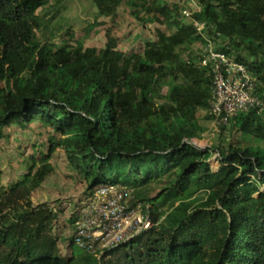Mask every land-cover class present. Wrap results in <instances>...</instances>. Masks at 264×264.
<instances>
[{"label":"trees","instance_id":"16d2710c","mask_svg":"<svg viewBox=\"0 0 264 264\" xmlns=\"http://www.w3.org/2000/svg\"><path fill=\"white\" fill-rule=\"evenodd\" d=\"M51 1L0 0V138L13 121L50 126L62 139L50 138L39 157L37 184L52 172L50 160L61 146L91 191L111 183L134 188L136 199L150 206L154 226L100 260L89 253L67 260L56 239L43 236L45 217L37 213L36 228L24 239L0 230V243L11 246L0 248V264H264V112L230 118L219 126L218 144L205 150L189 142L204 129L198 115L208 109L213 82L197 64L194 47L203 39L183 6L92 0L104 14L126 6L144 25H158L156 39L127 52L39 41L38 11ZM197 1L202 10L195 17L220 33V49L244 63L262 90L264 0ZM213 151L221 159L215 172ZM163 177L166 186L151 198L145 188ZM156 200L169 202L170 211L159 212Z\"/></svg>","mask_w":264,"mask_h":264},{"label":"rangeland","instance_id":"374dc122","mask_svg":"<svg viewBox=\"0 0 264 264\" xmlns=\"http://www.w3.org/2000/svg\"><path fill=\"white\" fill-rule=\"evenodd\" d=\"M169 1L179 3L183 9L194 6L193 0ZM38 14L41 27L37 30V38L50 46L64 43L73 45L80 41L86 47L97 49L110 45L127 52H141L147 40L156 39L158 27L157 24L144 25L126 6L104 14L92 0H52ZM167 89L168 85H164L161 93L165 94ZM207 115L208 109L201 110L198 115V122L204 129L195 139L202 150L217 145L220 134L219 127L213 120L207 119ZM3 133L4 136L0 138V230H10L9 238L14 235L24 239L29 228H36V221L39 220L36 216L41 213L45 217L43 236L56 239L58 250L65 259L68 260L73 254H87L72 243V231L78 209L91 190L83 177L71 167L61 146L50 160L52 172L39 184L33 177L40 166L39 157L48 152L50 138L61 140L62 137L40 122H33L24 128L13 121L3 129ZM209 162L214 172L221 167L218 151H213ZM30 168L32 175L25 181ZM166 184V177L155 179L145 188V193L155 198ZM198 195L202 196L203 193ZM154 205L164 214L171 208L169 202L161 205L160 200H156ZM31 215L35 220L27 221L26 218ZM16 222L20 226L15 229L12 224ZM13 230L21 231H14L13 234ZM0 244L3 251L11 249L10 243Z\"/></svg>","mask_w":264,"mask_h":264},{"label":"built area","instance_id":"2783aa9c","mask_svg":"<svg viewBox=\"0 0 264 264\" xmlns=\"http://www.w3.org/2000/svg\"><path fill=\"white\" fill-rule=\"evenodd\" d=\"M183 9L203 41L194 47L197 64L212 76V96L208 115L219 127L240 112L256 108L264 111V87L260 79L235 55L220 49V33L213 34L206 22L195 17L202 10L198 1ZM199 148L197 140L189 141ZM150 206L135 197L134 188L104 184L91 191L76 214L72 241L99 260L108 252L127 244L154 226Z\"/></svg>","mask_w":264,"mask_h":264}]
</instances>
